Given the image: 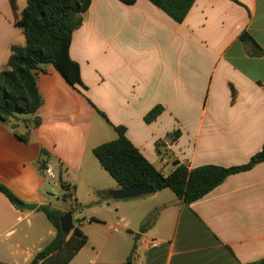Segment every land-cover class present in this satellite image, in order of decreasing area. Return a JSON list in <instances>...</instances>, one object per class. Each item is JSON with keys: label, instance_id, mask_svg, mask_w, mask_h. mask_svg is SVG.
Listing matches in <instances>:
<instances>
[{"label": "crops", "instance_id": "obj_1", "mask_svg": "<svg viewBox=\"0 0 264 264\" xmlns=\"http://www.w3.org/2000/svg\"><path fill=\"white\" fill-rule=\"evenodd\" d=\"M237 1L241 5L195 0L179 24L148 0H91L69 46L82 85L71 87L42 66V141L30 158L26 145L13 156L0 145V175L10 176H0V184L20 202L37 205L19 209L0 193V263L29 264L52 241L55 230L40 206L74 209L73 224L86 243L68 264H127L129 256V264H248L264 258V162L228 176L191 204L169 189L116 200L108 192L120 187L92 152L123 127L131 144L167 176L176 162L189 169L229 168L245 165L261 150L264 0ZM24 5L18 1L19 10ZM14 21L9 1L0 0L1 71L10 47L25 43ZM243 32L260 55L239 39ZM157 106L162 112L146 123ZM41 162L52 169L53 180L43 177ZM55 177L68 185L72 200L63 199L60 184V196L50 194L48 182ZM54 199L69 206L52 205ZM150 239L158 244L146 250Z\"/></svg>", "mask_w": 264, "mask_h": 264}, {"label": "trees", "instance_id": "obj_2", "mask_svg": "<svg viewBox=\"0 0 264 264\" xmlns=\"http://www.w3.org/2000/svg\"><path fill=\"white\" fill-rule=\"evenodd\" d=\"M8 1L15 15L13 26L21 31L25 43L24 46L10 47L7 69L0 72V121L10 124L12 135L16 140L27 143L30 135L29 121L23 120L26 130L21 134L17 129L19 120L17 115H35L43 104L37 88L39 74L45 73L42 66L51 65L71 87L76 84L82 85L79 65L70 58L69 46L72 33L81 26L83 15L88 10L91 0H23L25 5L21 10L18 6L19 0ZM120 1L129 5L136 2V0ZM148 1L179 24L184 21L195 2V0ZM231 1L241 5L237 0ZM239 39L256 47V53L260 55L261 49L246 32H243ZM95 110L106 119L103 113ZM161 112L162 107L153 108L145 116V122H152ZM32 123L34 127H38L41 119L35 116ZM114 130L117 138L97 146L92 152L117 185L120 188H127L149 184L153 192L169 189L186 204L202 198L228 176L247 171L256 164L264 162V145H262L261 150L245 165L229 168L202 166L189 169L186 164L176 162L175 169L164 176L131 144L125 136L123 127H115ZM178 135V131H175L170 137L174 139ZM41 154L44 155V151H41ZM45 166L46 163L41 162L39 169L42 170ZM59 184L62 190L69 191L68 185L60 177ZM0 193L17 207L16 203L20 202L19 199L2 184H0ZM97 194L106 196L100 192ZM63 199L70 201L71 195L64 193ZM37 210L44 214L55 229V236L29 264H68L85 245L86 236L77 226H73L67 235L61 232L59 218L64 212L50 206H40ZM68 212L73 214L74 209L71 208ZM149 224L147 220L141 230L143 231ZM127 263H130V256L127 258ZM248 264H264V258Z\"/></svg>", "mask_w": 264, "mask_h": 264}, {"label": "rangeland", "instance_id": "obj_3", "mask_svg": "<svg viewBox=\"0 0 264 264\" xmlns=\"http://www.w3.org/2000/svg\"><path fill=\"white\" fill-rule=\"evenodd\" d=\"M43 67L45 69H47L49 71V76H54L58 74L53 70V68L51 67V65L47 64V65H43ZM6 68L5 66L3 68L0 67V71L2 69ZM48 78V76H47ZM46 78H44L45 80ZM45 83H40L39 87H40V94L42 95V98L44 99V94H45V88L44 87ZM43 111L39 110L36 112L35 115H21L18 114V131L19 133L23 134L25 132V126L23 124V120H28L29 121V128H30V135H29V140L26 144L15 141L12 139V130L10 127V124L8 123H3L0 121V145L3 146V148L6 151H9L10 155L13 156V154H19V151L17 150L16 147H24L22 145H26L27 147H24V155L27 156L28 158H30V154L32 153L31 151H33L36 148L37 142L42 141V136H43V132L42 129H39L38 127H34L32 120L35 116L40 117L42 115ZM2 178L5 179H10V176L4 177L3 175H0ZM49 188H50V194L54 195V196H60V187H59V179L55 177L54 181H49ZM66 191L63 190V194ZM52 205L58 206V207H63L66 208L69 205L65 204L64 202H62L60 199L56 200H52L51 201ZM42 215V214H41ZM76 215V214H74ZM41 217H45L44 214ZM46 219V217L44 218ZM51 225V224H50ZM52 227V226H51ZM54 229V228H53ZM55 230V229H54ZM37 248V247H36ZM38 248H42V247H38Z\"/></svg>", "mask_w": 264, "mask_h": 264}, {"label": "water", "instance_id": "obj_4", "mask_svg": "<svg viewBox=\"0 0 264 264\" xmlns=\"http://www.w3.org/2000/svg\"><path fill=\"white\" fill-rule=\"evenodd\" d=\"M153 193V189L151 185L149 184H143V185H137L127 188H120L116 191H109L108 195L109 197L116 199V200H127V199H136L143 196H148ZM16 206L19 209H24L28 211H34L37 208V205L35 204H27L22 202H17ZM60 230L63 234L67 235L72 230L74 224H73V218L72 214L70 212H64L60 218ZM129 264V263H127Z\"/></svg>", "mask_w": 264, "mask_h": 264}, {"label": "built area", "instance_id": "obj_5", "mask_svg": "<svg viewBox=\"0 0 264 264\" xmlns=\"http://www.w3.org/2000/svg\"><path fill=\"white\" fill-rule=\"evenodd\" d=\"M43 177L45 179H54V175L52 172V169L48 166H45L42 170ZM65 194L71 195L70 191H66ZM71 200H72V195H71ZM158 244V241L155 239H150L146 244H145V249L149 250L151 247H154Z\"/></svg>", "mask_w": 264, "mask_h": 264}]
</instances>
